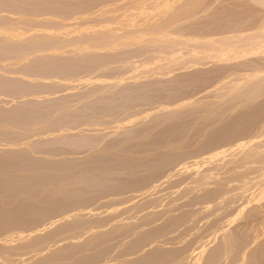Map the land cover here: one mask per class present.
I'll use <instances>...</instances> for the list:
<instances>
[{
	"label": "rangeland",
	"instance_id": "rangeland-1",
	"mask_svg": "<svg viewBox=\"0 0 264 264\" xmlns=\"http://www.w3.org/2000/svg\"><path fill=\"white\" fill-rule=\"evenodd\" d=\"M136 1L0 0V264H264V95L218 98L249 70L192 62L185 0Z\"/></svg>",
	"mask_w": 264,
	"mask_h": 264
},
{
	"label": "bare ground",
	"instance_id": "bare-ground-1",
	"mask_svg": "<svg viewBox=\"0 0 264 264\" xmlns=\"http://www.w3.org/2000/svg\"><path fill=\"white\" fill-rule=\"evenodd\" d=\"M139 1V0H138ZM138 1H136V3L138 2ZM144 0H142V3L140 2H138L139 3V5L140 4H144V2L145 1H147V0H145L144 2H143ZM149 1V0H148ZM148 1H147V3H148ZM152 1H154V0H152ZM151 1V2H152ZM157 1H159V0H157ZM178 1V0H177ZM235 0H185V21L187 22V28H186V32L188 33V34H186L185 36H189L190 38H189V40L191 41V42H194L195 44L193 45V47L191 46V52L192 53H195L196 52V54H197V56H198V58H196V60H192V62L194 63V64H196V63H200V61H202L203 60V58H207V59H212L213 61L214 60H216L217 62H219V63H221L216 69H214V71H211V73L213 74V73H215L217 76L219 75L220 77L221 76H223V73L224 72H229V70H230V74H231V71L232 70H234V69H236L237 70V68H235V67H237L238 65H241V66H238L239 68H241V67H243L244 66V68H241V69H246V70H249V72H248V74H247V77H245L246 75H242V77H238V78H236V77H234V80H233V82L232 81H229V82H226V83H228V84H231V85H229L228 87H226V88H228V90H224V91H226V93L224 94V93H218V95L219 94H222V95H219V97L218 98H220L221 100L223 99H225L226 101L227 100H232V102H234V100L235 101H237V102H235L236 104L234 105V104H232L231 103V101H230V103L232 104L231 106H235V107H238V106H240L239 108H240V111L241 110H243V109H245L246 108V110L247 109H249L248 111H250L251 109H254L253 108V106H252V102L256 99L257 100V98L258 97H261V96H263L264 95V56L263 57H261L262 59L260 60V59H255L254 60V58L256 57L255 55H261L262 53H264V18H263V20H259V22H258V24H256L255 25V23H257V21H255V23L254 24H252L253 26H250V25H247V21H249V23H250V21L251 20H248L247 19V21L246 22H244V20H245V14L246 13H250V15L254 12V14L256 13L255 11H256V9L253 11V10H251L250 9V7H252V6H248L249 7V9H247V8H245L246 7V4H249V2H247V1H241L242 3H238V2H234ZM237 1V0H236ZM250 1V0H249ZM258 1H262V0H258ZM120 2V1H119ZM150 2V1H149ZM150 2V3H151ZM162 2V3H161ZM161 2H154V3H156L157 5H158V7H159V9H157V6H156V9L157 10H160V11H162L161 9H165V8H167L169 5H170V3L171 4H174V3H177L176 2V0L174 1V0H163V1H161ZM172 2H174V3H172ZM252 2H253V0H252ZM252 2H250V4L252 3ZM104 3V2H103ZM146 3V2H145ZM146 3V4H147ZM150 3H148V4H150ZM153 3V2H152ZM235 3V4H234ZM236 3H238V4H236ZM262 3V2H261ZM156 4H154V5H156ZM159 4H160V6H159ZM182 4V3H181ZM263 4V3H262ZM138 5V4H137ZM151 5H153V4H151ZM253 5H254V3H253ZM105 6V5H104ZM255 6V5H254ZM149 7H150V5H149ZM152 7V6H151ZM150 7V8H151ZM154 8H155V6H153ZM244 7V8H243ZM140 8H143V7H141L140 6ZM147 8V10L149 9L148 7H146ZM146 8H143V9H146ZM153 8V9H154ZM161 8V9H160ZM255 8H257V7H255ZM7 9V8H6ZM153 9L152 10H150V12L151 13H149V14H152V13H156L157 11H156V9H155V11H153ZM244 9V10H243ZM141 11V10H140ZM153 11V12H152ZM165 11V10H164ZM251 11V12H250ZM253 11V12H252ZM257 11H259L258 9H257ZM112 12V11H111ZM147 12V11H146ZM163 12V11H162ZM161 12V13H162ZM180 12V11H179ZM19 13V12H18ZM138 14L140 13L139 12V10H138V12H137ZM148 13V12H147ZM147 13H145V14H147ZM164 13V12H163ZM162 13V14H163ZM137 14V15H138ZM141 14V13H140ZM142 14H144L143 12H142ZM156 14H158V12L156 13ZM159 14H160V12H159ZM165 14V13H164ZM257 14V13H256ZM24 15V14H23ZM155 15V14H154ZM161 15V14H160ZM148 16H150V15H146V17L148 18ZM156 16V15H155ZM255 16V15H254ZM253 16V14H252V17H254ZM151 17V16H150ZM149 17V18H150ZM156 17H158V16H156ZM247 18H248V15L246 16ZM117 18V17H116ZM115 18V19H116ZM142 18H144V15L142 16ZM148 18V19H149ZM164 18V17H163ZM111 19V18H110ZM235 21H237V23H235ZM144 23V22H143ZM152 23V22H151ZM193 24V25H192ZM194 24L195 25H197V27H196V30L194 31L193 30V28H192V26H194ZM141 25V24H140ZM17 26V25H16ZM192 28V29H191ZM52 29V28H51ZM194 29H195V27H194ZM194 31V32H193ZM247 31H251V32H247ZM245 32H247V33H245ZM112 33V32H111ZM138 34V33H137ZM141 34V33H140ZM22 35V34H21ZM130 35V34H129ZM131 37V36H130ZM49 38V37H48ZM51 39H53V38H51ZM135 39V38H134ZM140 39V38H139ZM170 39V38H169ZM185 39V38H184ZM185 40H187V39H185ZM5 41V40H4ZM42 41V40H41ZM46 41V40H45ZM180 41V40H179ZM128 42V41H127ZM39 43V42H38ZM40 43H42V42H40ZM45 43V42H44ZM44 43H42V45H40V48H42L41 46H43L44 45ZM50 43V42H49ZM48 43V44H49ZM59 43V42H58ZM82 43V42H81ZM80 43V44H81ZM185 43V42H184ZM186 43H188V41L186 42ZM185 43V44H186ZM83 44V43H82ZM191 44V43H190ZM189 43H188V45H190ZM45 45H47V43L45 44ZM59 45V44H58ZM187 45V46H188ZM13 45H11L10 46V50L11 49H13L14 47H12ZM16 46V45H15ZM19 46V45H18ZM31 46V45H30ZM38 46V45H37ZM75 46V45H74ZM89 46V45H88ZM3 47H4V45H3ZM5 47H7V46H5ZM21 47V46H20ZM27 47V46H26ZM98 47V46H97ZM190 47V46H189ZM189 47H187V48H189ZM22 48V47H21ZM21 48H20V50H21ZM47 48V47H46ZM6 49V48H5ZM17 48L15 47V50L13 49V52L14 51H17L16 50ZM22 49H24V48H22ZM29 49V48H28ZM33 49V48H32ZM35 49V48H34ZM61 49V48H60ZM102 49H103V47H102ZM4 50V49H3ZM2 50V51H3ZM18 50H19V48H18ZM19 50V51H20ZM26 50V49H25ZM25 50H23V51H25ZM40 50V49H39ZM189 50V49H188ZM4 51H6V50H4ZM7 51H9V50H7ZM12 51V50H11ZM18 51V52H19ZM22 51V50H21ZM30 51V50H29ZM42 51V50H41ZM193 51H195V52H193ZM12 52V53H13ZM44 52V51H43ZM190 52V53H191ZM14 53H17V52H14ZM191 53V54H192ZM1 54H3V53H1ZM36 54V53H35ZM132 54V53H131ZM188 54V53H187ZM190 54V55H191ZM198 54H200V56L198 55ZM190 55L189 56H187L188 57V59H189V57H190ZM193 56H194V54H192ZM0 56H2V55H0ZM11 56V55H10ZM162 56V55H161ZM250 56H251V58H252V56H255V57H253V59H251L250 58ZM139 57V56H138ZM10 58V57H9ZM21 58V57H20ZM256 58H259V57H256ZM17 59V58H16ZM157 59V58H156ZM159 59V58H158ZM188 59H186V60H188ZM193 59H195V58H193ZM240 59H244L243 61H238V60H240ZM23 60V59H22ZM257 60V61H256ZM150 61V60H149ZM238 61V62H237ZM189 62V61H188ZM187 62V63H188ZM217 62H216V64H217ZM237 62V63H236ZM192 63V64H193ZM66 64H67V62H66ZM190 64H191V61H190ZM198 65V64H197ZM236 65V66H235ZM233 68V69H232ZM7 69V68H6ZM241 69H239L238 71H240ZM8 70V69H7ZM32 70V69H31ZM207 70V69H206ZM213 70V69H212ZM228 70V71H227ZM19 71V70H18ZM24 72H25V70H23ZM36 71L37 70H32L30 73L32 74V72L34 73V74H36L37 75V73H36ZM40 71L41 72H43L44 70H42V69H40ZM39 71V69H38V73L40 72ZM29 72V71H28ZM41 72H40V74H41ZM202 72V71H201ZM201 72L200 73H198V74H196V77H194L195 79L194 80H196V83L198 84H202V86H203V82L204 81H206L207 82V80L208 81H210L209 79H210V75L212 76V74H208V71L207 72H203V73H207V74H205L206 76H204L203 75V73H202V75H201ZM233 72H235V71H233ZM9 73V72H8ZM11 73V72H10ZM47 72L45 71V74H46ZM238 72L236 71V74H237ZM246 73V72H245ZM33 74V75H34ZM233 74H235V73H233ZM262 74V75H261ZM26 75V74H25ZM43 75H44V72H43ZM239 75V74H238ZM38 77L40 76V75H37ZM37 76H35V77H37ZM45 76V75H44ZM53 76V75H52ZM54 76H56V75H54ZM214 76V75H213ZM216 76V77H217ZM218 76V77H219ZM224 76H226V75H224ZM223 76V77H224ZM29 77V76H28ZM47 77V76H46ZM49 77V76H48ZM190 77H192V76H190ZM188 78V79H190L191 81H192V79L191 78ZM216 77H213V79L215 78L216 79ZM227 78L229 77V75L228 76H226ZM243 77H245V81L244 80H242V79H244ZM44 78V77H43ZM233 78V77H232ZM242 78V79H241ZM36 79V78H35ZM212 79V80H213ZM222 79V78H221ZM226 80V79H225ZM241 80L245 83H243L242 84V86H240L239 85V82L240 83H242L241 82ZM191 81H188V87H190L191 85H190V82ZM224 81V80H223ZM205 82V83H206ZM211 82V81H210ZM210 82H209V84H210ZM217 82V81H216ZM220 82V81H219ZM230 82H232V83H230ZM10 84L11 83H13V82H9ZM18 83V82H17ZM212 83V82H211ZM223 83L224 82H222V86H223V88L225 87V85H223ZM225 83V84H226ZM16 84V83H15ZM20 84V83H19ZM23 84H25V83H23ZM192 84H193V82H192ZM198 84V85H199ZM214 85V84H213ZM11 87L13 86V85H10ZM25 86V85H24ZM24 86H22V89L24 88L25 89V87ZM11 87H9V88H11ZM14 87V86H13ZM43 87V86H42ZM187 87V88H188ZM197 87V86H196ZM221 87V86H220ZM6 88V87H5ZM7 89L8 90V92L10 91V89ZM18 88H20L21 89V86H19V87H17L16 86V89H18ZM191 88V87H190ZM203 88V87H202ZM204 88H205V86H204ZM222 88V87H221ZM14 89V90H13ZM12 90H13V92L14 91H16V89L15 88H13ZM19 89V90H20ZM31 89V88H30ZM35 89V88H34ZM192 89V88H191ZM191 89H188V90H191ZM199 89H201V88H199ZM7 90H3V91H6L7 92ZM187 90V91H188ZM3 91H0V93L1 92H3ZM18 91V90H17ZM21 92V91H20ZM192 93V92H191ZM188 94H190V93H188ZM191 95V94H190ZM190 95H188V96H190ZM213 95V94H212ZM220 99H218V100H220ZM217 100V101H218ZM255 100V101H256ZM262 100V99H261ZM260 100V101H261ZM215 101V100H214ZM104 102V101H103ZM210 102V101H209ZM221 102V101H220ZM220 102H218L219 104H221ZM224 102V101H223ZM223 102H222V104L221 105H223ZM262 103H260V104H258V105H261V106H259L258 108L256 107L255 109H256V111L258 112H261V110L263 109V111H264V100L263 101H261ZM215 103V102H214ZM218 104V105H219ZM226 104V103H225ZM253 104H255V102L253 103ZM205 105V104H204ZM214 105V104H213ZM212 105V106H213ZM211 106V105H210ZM215 106V105H214ZM213 106V107H214ZM225 106V105H224ZM230 106V105H229ZM234 106H233V108H234ZM250 106H252L251 108H250ZM190 107V106H189ZM203 108V107H202ZM215 108H216V106H215ZM220 108V107H219ZM219 108H217V109H219ZM224 108H226V106L224 107ZM227 108H231V107H227ZM227 108H226V110H227ZM239 108H238V110H239ZM208 109H210V107L208 108ZM213 109V108H212ZM211 109V110H212ZM228 109V110H229ZM232 109V108H231ZM236 109V108H235ZM216 110V109H215ZM224 109H222V111H223ZM234 110V109H233ZM232 110V111H233ZM201 111V110H200ZM202 111H204V110H202ZM230 111V110H229ZM214 112V111H213ZM235 112V111H234ZM243 112V111H242ZM252 112H254V110L252 111ZM220 113H221V111H220ZM225 113V112H224ZM226 113H227V111H226ZM230 113V112H229ZM247 113V112H246ZM251 113V112H250ZM262 113H264V112H262ZM197 114V113H196ZM200 114V113H199ZM208 114V113H207ZM214 114V113H213ZM217 114V113H216ZM219 114V113H218ZM205 115V114H204ZM204 115H202V116H204ZM220 115H224L223 114V112H222V114H220ZM226 115V114H225ZM229 115V114H228ZM227 115V116H228ZM243 115H245V112L244 113H242V115H240V116H243ZM252 115V114H251ZM251 115H248V116H251ZM254 115V114H253ZM257 115V114H256ZM255 115V116H256ZM208 116V115H207ZM247 116V117H248ZM222 117V116H221ZM258 117V116H257ZM218 118V117H217ZM223 118V117H222ZM240 118V117H239ZM254 118V117H253ZM260 118V117H259ZM262 118H264V117H262ZM206 119V118H205ZM215 119V118H214ZM237 119V118H236ZM207 120V119H206ZM209 120V119H208ZM240 120H242V119H240ZM205 121V120H204ZM225 121V120H224ZM237 121V123H238V119L236 120ZM243 121V120H242ZM245 121H246V118H245ZM244 121V122H245ZM249 121V120H248ZM254 121V120H253ZM199 122V121H198ZM215 122V121H214ZM255 123V122H254ZM236 124V123H235ZM249 124V123H248ZM242 125H245L244 123H241V125L240 126H242ZM257 125V124H256ZM220 126V125H219ZM238 126H239V124H238ZM238 127V128H242V130H246V127L245 126H243V127ZM250 126V125H249ZM202 127V126H201ZM205 127V126H204ZM219 128V127H218ZM236 128V127H235ZM234 128V132L233 133H235V131L236 132H239V133H242L241 132V130L240 129H238L239 131H237V129H235ZM203 130V129H202ZM221 130V129H220ZM225 130V129H224ZM244 130V131H245ZM217 132V131H216ZM228 132V131H227ZM260 132V131H259ZM210 133V132H209ZM218 133V132H217ZM209 136V135H208ZM231 136V135H230ZM218 137V136H217ZM209 138V137H208ZM211 138V137H210ZM241 140V139H240ZM223 142V141H222ZM225 142V141H224ZM70 143V142H69ZM228 143V142H227ZM245 143V142H244ZM214 144V143H213ZM216 144V143H215ZM221 144V143H220ZM224 144V143H223ZM229 150H230V148H229ZM260 150V149H259ZM262 150V149H261ZM28 153H29V151H28ZM254 153V152H253ZM253 153H252V155H253ZM49 154V153H48ZM224 154V153H223ZM222 154V155H223ZM264 154V153H263ZM248 156V155H247ZM256 156V155H255ZM254 156V157H255ZM216 157V156H215ZM249 158H250V156H248ZM260 157V156H259ZM230 159V158H229ZM216 160V159H215ZM225 160V159H224ZM238 160H236V162H237ZM240 161H243L242 159L240 160ZM222 163V162H221ZM260 163V162H259ZM233 164V163H232ZM227 165V164H226ZM264 166V165H263ZM237 167V166H236ZM239 167V166H238ZM259 168V167H258ZM253 169V168H252ZM255 169V168H254ZM259 170H260V168H259ZM256 171V170H255ZM239 172V171H238ZM257 172V171H256ZM244 174V173H243ZM254 175V174H253ZM257 175V174H256ZM233 176V175H232ZM236 176V175H235ZM261 176V175H260ZM259 176V177H260ZM221 177V176H220ZM225 177V176H224ZM209 178V177H208ZM217 178V177H216ZM218 179V178H217ZM222 179H223V177H222ZM228 179V178H227ZM236 179V178H235ZM246 179V178H245ZM264 180V179H263ZM262 180V181H263ZM243 181V180H242ZM248 181V180H247ZM261 181V182H262ZM218 182V181H217ZM234 182V181H233ZM252 182V181H251ZM250 182V183H251ZM256 182H259V181H256ZM223 183V182H222ZM260 183V182H259ZM227 184V183H226ZM257 184V183H256ZM256 184H255V186H256ZM218 185V184H217ZM232 185H233V183H232ZM250 187H252V186H250ZM233 188V187H232ZM243 188V187H242ZM248 188V187H247ZM224 190V189H223ZM251 190V189H250ZM213 191V190H212ZM211 191V192H212ZM240 191V190H239ZM210 192V191H209ZM240 192H242V191H240ZM206 195H207V193H205ZM209 194V193H208ZM262 194V193H261ZM260 197V196H259ZM263 197V196H262ZM200 198V197H199ZM263 202V201H262ZM253 203V202H252ZM50 211V210H49ZM248 213V212H247ZM239 219V218H238ZM251 222V221H250ZM259 223V222H258ZM252 226V225H251ZM246 227V226H245ZM247 229V228H246ZM254 230V229H253ZM259 231V230H258ZM249 232H250V230H249ZM230 234V233H229ZM228 236V235H227ZM260 236V235H259ZM224 237H226V236H224ZM241 237V236H240ZM251 238V237H250ZM253 239V238H252ZM225 240H227V239H225ZM229 241V240H228ZM225 242V241H224ZM254 242H255V240H254ZM222 244H223V241H222ZM127 247V246H126ZM221 248V247H220ZM219 249V248H218ZM224 249V248H223ZM237 252V251H236ZM247 252V251H246ZM238 255V254H237ZM235 256V255H234ZM215 258V257H214ZM242 258V257H241ZM185 259V258H184ZM212 262V261H211ZM219 263V262H218Z\"/></svg>",
	"mask_w": 264,
	"mask_h": 264
}]
</instances>
